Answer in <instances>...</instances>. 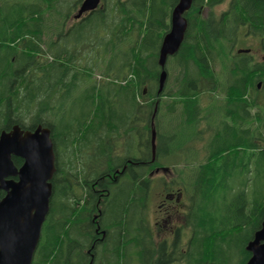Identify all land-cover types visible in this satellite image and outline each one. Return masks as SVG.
Returning a JSON list of instances; mask_svg holds the SVG:
<instances>
[{
  "label": "trees",
  "instance_id": "1",
  "mask_svg": "<svg viewBox=\"0 0 264 264\" xmlns=\"http://www.w3.org/2000/svg\"><path fill=\"white\" fill-rule=\"evenodd\" d=\"M45 1L0 0V130L47 126L55 154L49 212L32 264H245V245L264 216V60L235 51L225 61L223 47L232 50L239 36L264 47V0H229L220 11L223 0H192L173 54L177 65L168 72L165 63L159 93L158 50L178 0H108L72 21L76 0ZM79 88L85 110L70 112L63 124L65 95ZM204 91L223 93L222 128L196 162L159 163L173 154L176 135L163 141L158 118L175 117L201 139ZM132 131L143 154L115 163L114 151ZM168 167L178 173L171 183L187 209L173 236L155 247L145 215L153 171ZM98 208L102 234L91 223Z\"/></svg>",
  "mask_w": 264,
  "mask_h": 264
},
{
  "label": "water",
  "instance_id": "2",
  "mask_svg": "<svg viewBox=\"0 0 264 264\" xmlns=\"http://www.w3.org/2000/svg\"><path fill=\"white\" fill-rule=\"evenodd\" d=\"M99 1L83 0L73 18L93 11L100 5ZM191 3L192 0H178L171 10L170 27L158 50L157 62L161 68L158 93L162 91L167 76L166 59L177 52L183 41L187 27L184 12ZM238 51L248 52V49ZM155 137L152 127V160ZM12 157L21 158V165L16 166ZM54 162L53 141L47 126L37 125L30 130L15 125L0 130V191L4 193L0 197V264H32L41 227L49 212ZM245 249L250 253L245 264H264V216Z\"/></svg>",
  "mask_w": 264,
  "mask_h": 264
},
{
  "label": "rangeland",
  "instance_id": "3",
  "mask_svg": "<svg viewBox=\"0 0 264 264\" xmlns=\"http://www.w3.org/2000/svg\"><path fill=\"white\" fill-rule=\"evenodd\" d=\"M225 6L226 4H221L216 7V10L220 11L224 9ZM254 39L255 38L252 36H246V37L239 36V40L235 43L232 50H228V48L227 47L225 48L224 46L223 54H225L224 56L225 59L223 58V60L226 61V58H228V56L233 57L235 55V51H238L241 48H250L251 55L257 57L256 59L262 58L264 56V48L260 46V50H258L257 47L259 46L256 43V40ZM175 65H177V57L175 55L168 56L166 61V69L168 70V72H170L172 68L174 69ZM220 65H222V62L220 61V59H218L214 66L216 72L219 70ZM168 85H170V83H168ZM81 90L82 89L79 88L77 91L70 93V95L69 93H66L65 97L67 99L64 109L69 112V115L68 114L64 115L62 119L63 124L69 118V116H71L70 112H74L75 114H80L82 110H85L86 102L83 101V94L81 93ZM60 92H61L60 94L63 95L62 91ZM222 96L223 93L221 91L202 92V96L199 101L201 107H203L204 114L206 115L204 116L205 119L199 121L198 124L196 125V130L201 131V136H202L201 139H198L195 136L197 133L195 132L194 129L185 127L182 123H176L175 117L168 118L167 116L162 114L158 118L157 127L158 130L162 133V135H164L163 141L167 139L169 140L170 134L176 135L175 138H172V140H170L172 142H169V144L173 147L172 148L174 150L173 154L169 156L166 155L159 156L158 157L159 163L168 166L170 163L182 164L186 161L190 162L189 160L191 158H194L191 160L192 162H196L197 160L202 158V156L204 155V145L206 141H209V139H211V137L214 134V131L220 130L222 128L223 117H226L225 115L226 113L224 112L225 108L223 105L224 101ZM259 98L261 101H263L264 89L260 90ZM168 99L170 102L172 101L170 100V98ZM168 99H164V100H168ZM164 100L162 102H164ZM113 105H118V103L115 101ZM163 113L165 114V111H163ZM132 122L136 125H140V122L136 119L135 116L132 117ZM192 136L195 137L192 138ZM138 142H139L138 133L134 131L129 133L127 136H125L122 139V141L119 143L117 149L114 151L118 156H120L119 158L114 157V162L120 163L130 153L136 156L142 155L143 154V152L141 151L142 146L138 147ZM186 149L188 150V152H186ZM86 162H87L86 160H83V163H80V165L86 166L88 164V162L87 163ZM250 163L253 166L252 161ZM177 174H178L177 171L175 172L171 167H168L166 169L165 168L155 169L153 171V183H152L153 190L149 203L147 205V211L145 217L148 222V226H150L152 230V235L155 242L159 241V239L163 237L164 238L171 237L169 235V231L171 229H174L176 225L183 224L184 222V214L187 209V205L185 206L181 205L182 206L181 209L171 213L169 217H164L165 222L161 220L156 222V220H158L156 219V217L161 216L160 214L156 216V211L158 210V204L160 203L159 200L162 199V195H163L162 192L163 190L165 191L164 186L168 185L169 189L178 188L179 187L178 184L171 183V178L173 177L177 178L176 177ZM250 176L251 177L254 176V173L252 172ZM251 182L253 183V180H251ZM167 189L168 188H166V190ZM167 203L172 204L170 201H168Z\"/></svg>",
  "mask_w": 264,
  "mask_h": 264
},
{
  "label": "flooded vegetation",
  "instance_id": "4",
  "mask_svg": "<svg viewBox=\"0 0 264 264\" xmlns=\"http://www.w3.org/2000/svg\"><path fill=\"white\" fill-rule=\"evenodd\" d=\"M82 1L83 0H76V4H81ZM116 1L117 0H113V2H116ZM228 1L229 0H223L221 3H219V5L228 4ZM44 2H46V1L44 0ZM98 4H110V2L108 0H100ZM86 13H88V12H86ZM75 19H78V18H72V19H70V21L75 20ZM254 38H255L254 40H256V43L259 46V47H257V49L260 50V46L262 47L260 39H258L256 37H254ZM262 48H264V47H262ZM247 49H248V52L250 53L251 49L250 48H247ZM252 58H254L255 60H264V56L262 58H260V59H256L257 57L252 55ZM21 163L18 166H20ZM11 178H13L15 180L17 179V177H11ZM107 178H109V176H107ZM164 188H165V191L163 190V192H162V194H163L162 195V199L159 200L160 203L158 204V210L156 211V216L159 215V214L161 216L160 217H156V219H158V220H156V222H158L159 220L165 222V218L164 217H169L171 213L181 209L182 208L181 205H183V206L187 205L186 202H182V199H183L182 196L183 195H182V191L179 188L169 189L168 185H165ZM166 188H168V189L166 190ZM0 192L2 193L0 195V197H2L4 193H3V191H0ZM159 198H160V196H159ZM168 201H170L172 204H168L167 203ZM96 204L98 205V203H96ZM100 214H101V210L98 208L97 212L93 213L91 215V223H92L93 231H95V233H99L100 232V234H102L103 231L102 230H98L99 229V222L103 218V216H102L103 214H101V215ZM174 230H175V227H174V229H171L169 231V235L171 237L173 236ZM158 242L159 241L156 242L155 247L158 245ZM86 252L91 257V251L87 250ZM88 264H91V259H90ZM170 264H174V263H170Z\"/></svg>",
  "mask_w": 264,
  "mask_h": 264
},
{
  "label": "bare ground",
  "instance_id": "5",
  "mask_svg": "<svg viewBox=\"0 0 264 264\" xmlns=\"http://www.w3.org/2000/svg\"><path fill=\"white\" fill-rule=\"evenodd\" d=\"M153 126H154V125H153ZM153 126H152V127H153ZM153 128H154V127H153ZM154 129H155V128H154Z\"/></svg>",
  "mask_w": 264,
  "mask_h": 264
}]
</instances>
